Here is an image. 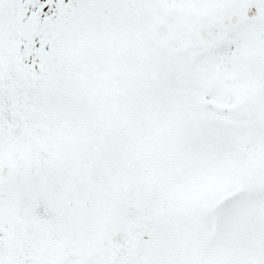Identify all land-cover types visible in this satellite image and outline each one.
<instances>
[{
    "label": "snow or ice",
    "instance_id": "snow-or-ice-1",
    "mask_svg": "<svg viewBox=\"0 0 264 264\" xmlns=\"http://www.w3.org/2000/svg\"><path fill=\"white\" fill-rule=\"evenodd\" d=\"M0 264H264V0H0Z\"/></svg>",
    "mask_w": 264,
    "mask_h": 264
}]
</instances>
